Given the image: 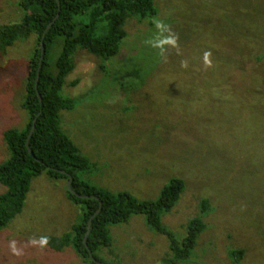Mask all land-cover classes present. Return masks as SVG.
<instances>
[{
	"label": "rangeland",
	"instance_id": "374dc122",
	"mask_svg": "<svg viewBox=\"0 0 264 264\" xmlns=\"http://www.w3.org/2000/svg\"><path fill=\"white\" fill-rule=\"evenodd\" d=\"M154 1L158 14L131 17L108 62L77 49L63 90L76 106L61 111V126L92 163L82 179L148 201L181 178L185 189L162 223L179 241L196 217L206 228L192 255L176 258L168 236L134 215L109 226L111 246L96 256L105 264H264V0ZM19 2L0 0V25L22 20ZM36 44L33 35L0 51V165L10 157L4 132L28 122L22 103ZM69 191L65 178H33L23 211L0 231V264H89L73 247L42 243L82 221L85 206Z\"/></svg>",
	"mask_w": 264,
	"mask_h": 264
},
{
	"label": "trees",
	"instance_id": "16d2710c",
	"mask_svg": "<svg viewBox=\"0 0 264 264\" xmlns=\"http://www.w3.org/2000/svg\"><path fill=\"white\" fill-rule=\"evenodd\" d=\"M19 6L25 11L22 20L0 25V51L6 52L17 41L29 39L33 35L37 37V44L30 60L22 103V108L28 112V122L23 130L10 128L4 132L10 157L0 165V183L7 188L0 195V231L23 211L34 177L47 173L69 180L71 174L74 178L72 188L81 195L94 197L84 199L69 191L74 202L85 206L82 221L63 236L44 237V245L56 251L73 247L83 260L98 264L91 259L90 254L92 252L102 261L96 252L101 247L111 246L109 226L128 222L134 215L145 214L152 228L168 236L170 249L176 258H189L206 228L204 220L201 217L191 220L188 234L182 241L177 240L162 223V216L179 201L185 181L181 178L172 179L157 200L148 201H140L127 192H112L89 183L78 173L89 170L92 163L61 126V111L73 110L76 106L75 99L65 96L63 90L67 77L75 68L77 49H85L103 62H108L119 55L123 40L128 37L126 24L131 17L143 21L158 14L155 1L20 0ZM58 14L59 17L47 30ZM45 32L46 53L37 89ZM102 68L105 66L102 65ZM73 84H77V81ZM35 119L36 129L30 139L32 155L27 147V139ZM101 202L102 210L92 221L86 246L89 221L100 209ZM201 209L203 214L210 210L209 199H203Z\"/></svg>",
	"mask_w": 264,
	"mask_h": 264
},
{
	"label": "water",
	"instance_id": "95a60500",
	"mask_svg": "<svg viewBox=\"0 0 264 264\" xmlns=\"http://www.w3.org/2000/svg\"><path fill=\"white\" fill-rule=\"evenodd\" d=\"M58 3H59V5H60V1H58ZM58 17H59V14H58L57 17L54 19V21L51 22V23L49 24V26L47 27V30L53 25V23L55 22V20H56ZM45 36H46V32L43 34V38H42V47H41V49H42V56H41V59H40L39 73H38V77H37V80H36V88H37V89H38V82H39V78H40V72H41V68H42L43 60H44L45 53H46V47H45V45H44V39H45ZM39 97H40V100H41V102H42V96H41L40 94H39ZM40 114H41V112L39 113V115H40ZM36 121H37V119L34 120V122H33V126H32V129H31V131H30V133H29V136H28V139H27V147H28V149H29V151H30V153H31L32 155H33V151H32V149L30 148V139H31V137L33 136V134H34V132H35V129H36ZM73 180H74V178H73V176L70 174V175H69V180H68V188H69V190H70L72 193H74V194L77 195L78 197H82V198H84V199H88V198L94 197V196H90V195H81L80 193L76 192V191L72 188ZM101 210H102V202H101V207H100V209H99V210H98V211H97V212L91 217V219H90V221H89L88 230H87L86 237H85V244H86V246L88 245V244H87V238H88V236H89V234H90V232H91L92 221H93L94 217L97 216V215L101 212ZM90 256H91V259H92L93 261H95L96 263H98V264H105V263H103L102 261L98 260V259L93 255L92 252H91Z\"/></svg>",
	"mask_w": 264,
	"mask_h": 264
}]
</instances>
